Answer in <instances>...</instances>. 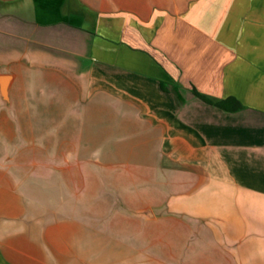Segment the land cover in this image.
I'll return each mask as SVG.
<instances>
[{
    "label": "crops",
    "instance_id": "crops-1",
    "mask_svg": "<svg viewBox=\"0 0 264 264\" xmlns=\"http://www.w3.org/2000/svg\"><path fill=\"white\" fill-rule=\"evenodd\" d=\"M14 1L0 0V75L12 76L9 102L0 97V264H264V0ZM26 72L59 94L111 95L164 117L162 169L177 193L162 212L133 194L115 216L165 229V243L140 246L144 233L125 238L118 218L78 213L77 154L59 135L39 143Z\"/></svg>",
    "mask_w": 264,
    "mask_h": 264
},
{
    "label": "rangeland",
    "instance_id": "rangeland-1",
    "mask_svg": "<svg viewBox=\"0 0 264 264\" xmlns=\"http://www.w3.org/2000/svg\"><path fill=\"white\" fill-rule=\"evenodd\" d=\"M21 2L23 0H16L12 5ZM81 2L95 8H112L115 0ZM121 5L131 7L132 1H124ZM24 75L23 86L27 91L25 102L29 106L25 114L30 121H42L45 125L43 141L39 143L50 145L51 149L52 140H56L59 135L62 142H67L64 144L66 149L77 154L70 160V165L82 172L78 182L80 191L75 201L78 213L84 214L85 209L94 208L102 215H109V219L116 221L118 218L119 227L124 228L125 238L129 239L131 235H128L134 230L146 234L138 239L140 246L147 245V239L152 240V237L153 240L156 238L155 241L161 237L162 243H165V229L135 227L115 216L121 212L127 214L133 194H138L140 201L155 200L158 204L156 210L162 212L164 200L177 193L174 172L162 169L160 151L165 146V133L160 122L164 121V117L159 112L126 105L111 95L59 94L49 77L37 80L27 72ZM17 86L22 87L20 80L14 90ZM182 114L179 111L171 112V121L174 126L177 125L173 128L178 132L184 129ZM134 172L138 176L136 181L132 174ZM142 172L146 174L140 175ZM167 181L170 182L169 186L164 184ZM89 188L95 192L93 199H88L84 192ZM151 194L158 197H152Z\"/></svg>",
    "mask_w": 264,
    "mask_h": 264
},
{
    "label": "water",
    "instance_id": "water-1",
    "mask_svg": "<svg viewBox=\"0 0 264 264\" xmlns=\"http://www.w3.org/2000/svg\"><path fill=\"white\" fill-rule=\"evenodd\" d=\"M12 81L11 75H0V97L4 102H9L8 89ZM148 209L137 212L138 215H145L148 213ZM145 214V215H144Z\"/></svg>",
    "mask_w": 264,
    "mask_h": 264
},
{
    "label": "trees",
    "instance_id": "trees-1",
    "mask_svg": "<svg viewBox=\"0 0 264 264\" xmlns=\"http://www.w3.org/2000/svg\"><path fill=\"white\" fill-rule=\"evenodd\" d=\"M199 96V95H198ZM200 98H202L204 101H206V102H209V100L208 99H206V98H204L203 96H199ZM218 105H219V103H217Z\"/></svg>",
    "mask_w": 264,
    "mask_h": 264
}]
</instances>
